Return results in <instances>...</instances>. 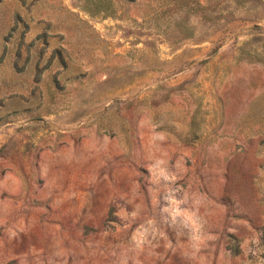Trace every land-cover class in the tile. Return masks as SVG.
Listing matches in <instances>:
<instances>
[{
    "label": "rangeland",
    "instance_id": "obj_1",
    "mask_svg": "<svg viewBox=\"0 0 264 264\" xmlns=\"http://www.w3.org/2000/svg\"><path fill=\"white\" fill-rule=\"evenodd\" d=\"M197 1L0 0V264H264V0Z\"/></svg>",
    "mask_w": 264,
    "mask_h": 264
},
{
    "label": "trees",
    "instance_id": "obj_2",
    "mask_svg": "<svg viewBox=\"0 0 264 264\" xmlns=\"http://www.w3.org/2000/svg\"><path fill=\"white\" fill-rule=\"evenodd\" d=\"M179 5V7H181V3L180 4H178ZM192 7L190 8L191 10H192V12H193V14H197V13H199V15L201 14V12L203 11V9H204V6L203 5H201L197 0H192V5H191ZM151 16V18H153L154 20L155 19H157V15H156V13L154 14H151L150 15ZM209 17H211V16H209Z\"/></svg>",
    "mask_w": 264,
    "mask_h": 264
}]
</instances>
